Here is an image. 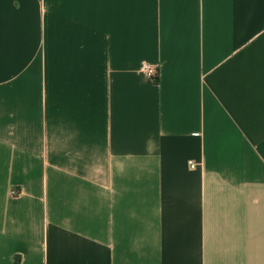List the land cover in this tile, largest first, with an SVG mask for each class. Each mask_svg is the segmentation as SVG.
<instances>
[{"label": "crops", "instance_id": "crops-1", "mask_svg": "<svg viewBox=\"0 0 264 264\" xmlns=\"http://www.w3.org/2000/svg\"><path fill=\"white\" fill-rule=\"evenodd\" d=\"M0 264H264V0H0Z\"/></svg>", "mask_w": 264, "mask_h": 264}, {"label": "built area", "instance_id": "built-area-1", "mask_svg": "<svg viewBox=\"0 0 264 264\" xmlns=\"http://www.w3.org/2000/svg\"><path fill=\"white\" fill-rule=\"evenodd\" d=\"M142 71L144 72L145 76L148 79H151L153 81H156L158 79L159 72H158V70H157L156 67H154L152 65H149V64H145L142 67ZM191 167H195V164L194 163H191ZM12 193L14 195L19 194V192L17 190H14V189H13Z\"/></svg>", "mask_w": 264, "mask_h": 264}]
</instances>
